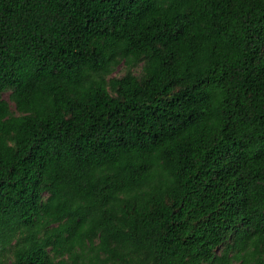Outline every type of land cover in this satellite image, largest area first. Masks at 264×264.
I'll return each mask as SVG.
<instances>
[{
  "label": "trees",
  "instance_id": "1",
  "mask_svg": "<svg viewBox=\"0 0 264 264\" xmlns=\"http://www.w3.org/2000/svg\"><path fill=\"white\" fill-rule=\"evenodd\" d=\"M0 264H264V0H0Z\"/></svg>",
  "mask_w": 264,
  "mask_h": 264
},
{
  "label": "rangeland",
  "instance_id": "2",
  "mask_svg": "<svg viewBox=\"0 0 264 264\" xmlns=\"http://www.w3.org/2000/svg\"><path fill=\"white\" fill-rule=\"evenodd\" d=\"M122 73H123L122 66H119V67H117V69L115 70L114 75H118V76H120V75H122ZM7 96H8V93H4V98H7ZM10 105H11V107L14 108V105H13L12 102H10Z\"/></svg>",
  "mask_w": 264,
  "mask_h": 264
}]
</instances>
